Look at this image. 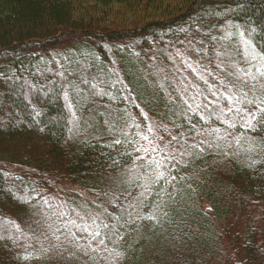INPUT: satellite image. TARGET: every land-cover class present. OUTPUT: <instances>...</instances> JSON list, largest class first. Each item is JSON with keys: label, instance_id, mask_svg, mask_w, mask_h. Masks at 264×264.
Instances as JSON below:
<instances>
[{"label": "trees", "instance_id": "1", "mask_svg": "<svg viewBox=\"0 0 264 264\" xmlns=\"http://www.w3.org/2000/svg\"><path fill=\"white\" fill-rule=\"evenodd\" d=\"M173 4L0 0V264H264V0Z\"/></svg>", "mask_w": 264, "mask_h": 264}, {"label": "rangeland", "instance_id": "2", "mask_svg": "<svg viewBox=\"0 0 264 264\" xmlns=\"http://www.w3.org/2000/svg\"><path fill=\"white\" fill-rule=\"evenodd\" d=\"M156 2L158 3V5H156V9L154 8H150L148 9V11L145 13V15L147 16H151V17H159L160 14H166L167 12H165L166 10H170L168 9L169 7H171V9L173 8L174 4H173V0H156ZM110 9H112L113 11L117 9H119L120 5L116 4L115 2L112 3V5H110ZM111 10V12H112ZM165 12V13H164ZM128 15V14H126ZM126 15H122V13L117 12L115 15L111 14V19L110 22H108V24H110V27L112 28H117L120 26L121 22L123 20H125V22H128L127 24H129V20L134 21V20H139L140 17L144 16L143 13H141L139 16L138 15H134L131 14L129 19L127 18ZM154 60H156V56H154L153 58ZM170 70L173 72L175 79L178 78L180 83H178V87L179 89H182V91L188 90V92H192L194 91L192 88H196L195 83H191L194 82L192 78H195L198 80V76L196 73H191V75H189L187 72V70L182 66V69H180L177 65H174V69L172 68V65L170 66ZM192 90V91H191ZM131 126V122L126 126H121V129L125 132H127L128 128ZM137 131H140L137 130ZM85 193V194H84ZM52 197L55 200L56 205L58 206L59 209H57V212H59L60 210L63 211V214L66 216V220H74L76 223H80L81 220L78 218V211L81 210V213L83 215V217L86 219V221H88V216L89 214L87 212H85L83 210V206L84 205H88L89 202L91 201L92 203H94L93 205H95L96 202L95 201V196L92 195V193L88 194V192H83V194L81 193L79 195V197H77L76 203L73 205L72 209L68 208L69 205L67 203H65L64 198L68 197V201L70 202V199H74L75 195L71 194V191H69L68 189L65 190V194L63 195H57L52 193L51 194ZM95 220V219H94ZM2 221H0V225H2L1 223ZM87 236V235H86ZM79 236L76 237V239ZM220 240H218V244L216 246V251L211 255L212 257L209 259L208 264H244L243 263V258L241 256H239L237 253H235V250L232 249L231 245H230V241L228 239H224V238H219ZM48 248H52L51 246H48ZM63 259V262H62ZM46 260H50L51 263H56V264H65V262H71L74 263V259H69L67 256H63L60 254L59 250H52V251H48V256L46 258ZM71 260V261H70Z\"/></svg>", "mask_w": 264, "mask_h": 264}, {"label": "snow or ice", "instance_id": "3", "mask_svg": "<svg viewBox=\"0 0 264 264\" xmlns=\"http://www.w3.org/2000/svg\"><path fill=\"white\" fill-rule=\"evenodd\" d=\"M257 112L261 113L259 120L257 119V115L255 113H252L251 111L249 112V119L246 121V124L249 128L255 127V124L253 123V121L257 123H264V109L257 108ZM162 177H163V173H160L157 178L159 179ZM148 219H155V217L150 216L148 217Z\"/></svg>", "mask_w": 264, "mask_h": 264}]
</instances>
